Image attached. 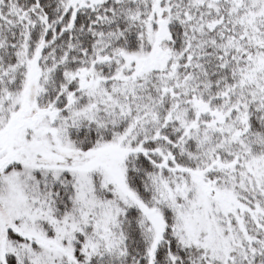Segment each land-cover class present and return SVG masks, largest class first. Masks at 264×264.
<instances>
[{"label":"snow or ice","instance_id":"1","mask_svg":"<svg viewBox=\"0 0 264 264\" xmlns=\"http://www.w3.org/2000/svg\"><path fill=\"white\" fill-rule=\"evenodd\" d=\"M0 264H264V0H0Z\"/></svg>","mask_w":264,"mask_h":264}]
</instances>
